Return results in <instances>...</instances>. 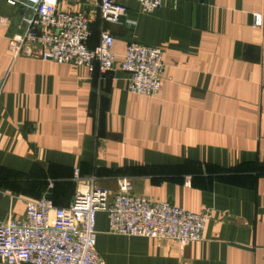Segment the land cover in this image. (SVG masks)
<instances>
[{"label": "crops", "instance_id": "crops-1", "mask_svg": "<svg viewBox=\"0 0 264 264\" xmlns=\"http://www.w3.org/2000/svg\"><path fill=\"white\" fill-rule=\"evenodd\" d=\"M119 23L102 22L97 0H59L114 37V67L96 70L18 56L9 35L22 9L0 0V221L21 219L27 199L65 207L91 181L184 209L211 210L203 239L108 232L96 214V250L106 264H264V0H136ZM255 13L262 15L253 25ZM163 49L159 91H128L119 61L127 43ZM51 184V185H50Z\"/></svg>", "mask_w": 264, "mask_h": 264}, {"label": "built area", "instance_id": "built-area-1", "mask_svg": "<svg viewBox=\"0 0 264 264\" xmlns=\"http://www.w3.org/2000/svg\"><path fill=\"white\" fill-rule=\"evenodd\" d=\"M144 13L155 11L163 0H136ZM22 9L8 38L12 58L18 56L50 59L96 70L105 75L115 64L113 35L101 28L95 46H88L91 18L83 12L65 11L59 0H6ZM102 22L119 23L126 8L116 0H97ZM11 17L0 16V25ZM262 15L255 13L253 25ZM164 51L159 46L137 42L126 44L119 67L128 74V91L151 96L161 87ZM0 78V97L3 91ZM51 185V184H50ZM21 219L0 221V264H106L96 250V214L108 217V232L152 239L170 238L180 247L203 239L211 210L194 212L132 192L124 179L116 190L91 181L76 191L65 207L50 198L27 199Z\"/></svg>", "mask_w": 264, "mask_h": 264}]
</instances>
